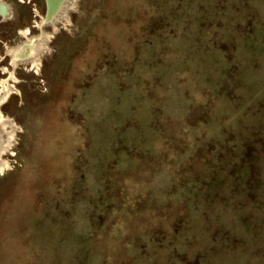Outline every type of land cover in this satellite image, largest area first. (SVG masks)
<instances>
[{"label": "rangeland", "instance_id": "374dc122", "mask_svg": "<svg viewBox=\"0 0 264 264\" xmlns=\"http://www.w3.org/2000/svg\"><path fill=\"white\" fill-rule=\"evenodd\" d=\"M45 15L0 0V264H264V0Z\"/></svg>", "mask_w": 264, "mask_h": 264}, {"label": "water", "instance_id": "95a60500", "mask_svg": "<svg viewBox=\"0 0 264 264\" xmlns=\"http://www.w3.org/2000/svg\"><path fill=\"white\" fill-rule=\"evenodd\" d=\"M66 0H45L46 15L43 24L50 23L59 13Z\"/></svg>", "mask_w": 264, "mask_h": 264}, {"label": "bare ground", "instance_id": "6f19581e", "mask_svg": "<svg viewBox=\"0 0 264 264\" xmlns=\"http://www.w3.org/2000/svg\"><path fill=\"white\" fill-rule=\"evenodd\" d=\"M27 50V49H30V50H32V48L30 47V46H26L25 48H23L21 51H18V52H16V53H12L13 55H14V58H16V59H19V60H23V61H21L22 63H26V62H28L29 60H28V56H30V52L28 51V52H26L25 53V55H24V53H22V54H18V56L16 57V55H17V53H21V52H24V50ZM34 53V52H33ZM28 54V55H27ZM24 58V59H23ZM31 58V57H30ZM15 63H16V61H14ZM15 65V64H14Z\"/></svg>", "mask_w": 264, "mask_h": 264}]
</instances>
